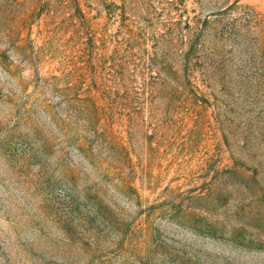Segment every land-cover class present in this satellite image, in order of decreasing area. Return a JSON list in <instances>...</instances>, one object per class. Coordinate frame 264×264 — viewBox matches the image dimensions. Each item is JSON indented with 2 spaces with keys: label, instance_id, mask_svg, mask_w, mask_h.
Returning <instances> with one entry per match:
<instances>
[{
  "label": "rangeland",
  "instance_id": "rangeland-1",
  "mask_svg": "<svg viewBox=\"0 0 264 264\" xmlns=\"http://www.w3.org/2000/svg\"><path fill=\"white\" fill-rule=\"evenodd\" d=\"M0 264H264V0H0Z\"/></svg>",
  "mask_w": 264,
  "mask_h": 264
}]
</instances>
